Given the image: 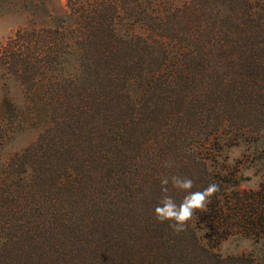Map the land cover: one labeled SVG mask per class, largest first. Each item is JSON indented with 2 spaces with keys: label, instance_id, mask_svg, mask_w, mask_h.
Segmentation results:
<instances>
[{
  "label": "trees",
  "instance_id": "obj_1",
  "mask_svg": "<svg viewBox=\"0 0 264 264\" xmlns=\"http://www.w3.org/2000/svg\"><path fill=\"white\" fill-rule=\"evenodd\" d=\"M49 13L0 45L2 85L22 93L0 97V264H264V187L243 191L240 164L219 160L244 141L264 161V0H67ZM162 175L219 186L179 235L155 218ZM230 236L260 248L216 252Z\"/></svg>",
  "mask_w": 264,
  "mask_h": 264
},
{
  "label": "rangeland",
  "instance_id": "obj_2",
  "mask_svg": "<svg viewBox=\"0 0 264 264\" xmlns=\"http://www.w3.org/2000/svg\"><path fill=\"white\" fill-rule=\"evenodd\" d=\"M67 0H0V45L7 43L20 28L37 25H52L53 21L49 18V10L57 9L60 5L66 4ZM9 97L13 102L20 103L22 93L20 86L13 80H8L2 85L0 80V97ZM35 132L26 134L16 133L6 141L5 152L11 153L20 150L28 142L34 140ZM233 142V141H232ZM264 143V141H263ZM261 147V144H256ZM258 146H253L244 141H238L235 146H224L220 165L226 169H234L240 164L241 174L244 177L243 191L254 190L264 187V161L263 164L249 160L255 159L254 151ZM241 190V191H242ZM205 231H202L204 235ZM207 244V239L203 238ZM260 245H257L253 239H246L240 236H230L223 240L215 248L223 256L241 255L243 253L258 252Z\"/></svg>",
  "mask_w": 264,
  "mask_h": 264
},
{
  "label": "clouds",
  "instance_id": "obj_3",
  "mask_svg": "<svg viewBox=\"0 0 264 264\" xmlns=\"http://www.w3.org/2000/svg\"><path fill=\"white\" fill-rule=\"evenodd\" d=\"M173 161L165 162V168H171ZM161 191L163 193L159 203L154 209L155 218L159 223L167 222L169 228L177 235L187 230L188 223L192 220L197 211H205L218 191L216 183H210L202 191H192L194 181L188 177L178 175H162L160 177ZM169 184L172 189L186 193L183 200L177 202L169 195Z\"/></svg>",
  "mask_w": 264,
  "mask_h": 264
}]
</instances>
